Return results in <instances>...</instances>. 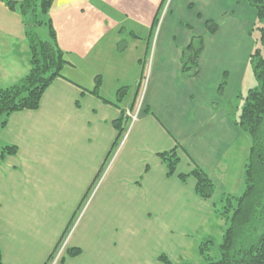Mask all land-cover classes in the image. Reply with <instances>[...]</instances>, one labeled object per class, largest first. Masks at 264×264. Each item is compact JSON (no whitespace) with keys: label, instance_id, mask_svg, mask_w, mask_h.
<instances>
[{"label":"crops","instance_id":"1","mask_svg":"<svg viewBox=\"0 0 264 264\" xmlns=\"http://www.w3.org/2000/svg\"><path fill=\"white\" fill-rule=\"evenodd\" d=\"M48 14L68 62L38 107L12 112L0 131L2 143L17 147L0 164L1 264H44L63 234L56 264H164L161 254L181 264L186 250L199 254L200 228L224 220L215 202L244 187L251 139L228 104L256 85L255 9L247 0H53ZM19 19L13 28L0 21L1 87L29 69ZM193 35L203 39L199 72L183 77L182 50ZM145 63L142 112L113 153V121L133 104ZM176 144L179 162L167 175L157 154ZM108 159L84 214L68 227ZM194 164L214 184L210 198L196 194L193 176L178 177ZM69 248L80 253L68 256Z\"/></svg>","mask_w":264,"mask_h":264},{"label":"trees","instance_id":"2","mask_svg":"<svg viewBox=\"0 0 264 264\" xmlns=\"http://www.w3.org/2000/svg\"><path fill=\"white\" fill-rule=\"evenodd\" d=\"M53 0H7L10 10L18 9L23 22L24 38L28 48L27 73L16 83L0 86V131L5 126L8 116L14 111L36 109L44 90L56 77H62V69L67 64L66 53L62 51L56 40L49 9ZM256 11L257 44L249 62L256 85L242 95L236 96V101L228 104L233 115V124L249 134L251 145L244 168V190L239 196L221 194L213 206L214 214L224 217L225 228L219 245L218 256L209 255L206 239L198 245V253L202 257L201 264H264V4L262 0H247ZM209 33L216 31L217 25L205 21ZM44 26L47 37L42 38L38 29ZM203 47L201 36H192L190 42L182 50L181 74L183 77L194 76L199 72V56ZM99 77H95V84L90 92L97 94ZM225 85L220 83L219 92ZM126 91L125 87L117 90L118 97ZM126 117L123 112L113 121L118 135L112 149L116 147L120 135L123 133ZM179 145L170 150L159 152L158 157L167 168V175L174 174L179 162L177 153ZM17 152V147L0 141V164L8 155ZM195 178V192L203 199L214 194V184L208 175L198 165L194 164L188 174H180V180L187 176ZM72 221V220H71ZM70 223L68 224V227ZM63 234L58 244L64 239ZM57 244V246H58ZM57 248V247H56ZM54 249V251L56 250ZM52 252L44 264H49ZM68 256H76L79 248L66 250ZM158 259L164 264L172 263L164 254ZM2 254L0 250V264ZM181 264H188L186 261Z\"/></svg>","mask_w":264,"mask_h":264},{"label":"rangeland","instance_id":"3","mask_svg":"<svg viewBox=\"0 0 264 264\" xmlns=\"http://www.w3.org/2000/svg\"><path fill=\"white\" fill-rule=\"evenodd\" d=\"M262 2L264 4V0H262ZM19 16H20V14H19L18 9H16V10H10V8H8V5H7V0H0V21H1V24H4L6 26H11L13 28L14 27L13 24L19 23L18 22V20L20 21ZM15 21H17V22H15ZM1 27H2V25H1ZM38 32H39V35L42 38H46L47 37V32H46V29H45L44 26L40 27L38 29ZM257 35H258V33H257ZM262 55L264 57V51L262 52ZM250 68H251V66H250ZM148 69H149V63H145V66H144V76L147 73V70ZM251 69H250V75H251L252 80H253L251 84L254 85V84H256V81H255V78H254V76H253V74L251 72ZM149 77H150V70H149ZM149 77H148V82H147L146 88L144 90L145 93H146V90H147V87H148ZM249 86L250 85H247L246 84V88H248ZM142 88H143L142 81L140 82V80H139V90H137L138 95L136 93L137 96H135L136 102H135V99H134L135 104L133 102V104L128 109V111L132 110V112L130 111L131 113L129 115H127V113L125 115L126 119H125V124H124V130H123V133L120 135V138H119V141L116 144V147L112 149V152L113 153L117 149V147L119 146L120 142L123 141L124 137L126 136L127 132L129 131L130 127L132 125H134L133 123L135 121L132 122V116H133L134 109H135L134 105H136V103L139 100L140 94L142 92ZM144 97H145V94H144ZM143 101H144V99H143ZM142 109H143V102H142L141 107H140V110H139V112L137 114V118H138L139 114L142 112ZM109 161H110V159H108V161L106 162V164L104 166H102L100 172L96 175V177L92 181V184L90 185V187L88 188V191L84 195L85 197H84L83 201L81 202L80 207L76 210L77 213H74V215L72 216V218H71L72 221L70 220V225H72V224L75 225L80 220V218L82 217V215L84 214L85 207L89 203V201L91 199V196H93V194L95 193L97 187L100 185V183L102 181L101 176L104 173V171H105V169H106L107 164L109 163ZM236 163H239V160H236ZM243 180H244V178H243ZM243 190H244V187H243V189H241V191L239 193L234 194L233 196L240 195L243 192ZM224 194H229V193H223L222 195H224ZM220 197H221V195H220ZM221 219L222 218H219V217H216L215 218L214 217L213 219H211L205 225V229H201L200 228V230L198 231V233L194 237L195 244H197V245H199V244L201 245V243H203L206 239L212 240L211 242H207V244H208V246L210 248L209 255L212 256V257H214V256L217 257L218 256L217 247L219 245V242H220L221 237H222V234H223V230L225 228V221H224L225 219L223 218L224 220H222V221H221ZM214 223H216V224H214ZM219 225H221V227ZM206 230H208V231L210 230V232L209 233L208 232L206 233ZM203 235H204V237H202ZM60 243H62L63 245L62 244L61 245H62V247H64L66 245V239H64V241L62 240ZM52 252L55 253L54 250ZM63 257L64 256L62 255V257L60 258L61 261L63 260ZM52 261L53 260H51L49 264H52L51 263ZM182 261H186L188 264H198V263L201 264L202 257L199 254H197V250L195 252L194 249L193 250L188 249V250H186L184 252V255L181 257V260L178 261L177 263H181Z\"/></svg>","mask_w":264,"mask_h":264},{"label":"built area","instance_id":"4","mask_svg":"<svg viewBox=\"0 0 264 264\" xmlns=\"http://www.w3.org/2000/svg\"><path fill=\"white\" fill-rule=\"evenodd\" d=\"M164 9H165V7H164ZM148 77H149V69L147 70V73L144 76V68H143V71H142L141 76H140V82L142 81L143 88H142V92L140 94L138 102L136 103V105H134L135 109H134V113H133V116H132V122L136 121V119H137V114H138V112L140 110L141 104H142L143 99H144L143 98L144 94H145L144 90H145L147 82H148ZM138 90H139V85H138ZM137 95H138V92H137ZM135 102H136V99H135ZM135 102H134V104H135ZM130 111L132 112V110H130ZM130 111L126 112L127 115H129L131 113ZM61 244L62 243L58 244V246H57V248L55 250V253L53 254V257L51 259V260H53L51 262L52 264H56L60 260V258L62 257V255H63V253L65 251V246L62 247L63 244L62 245Z\"/></svg>","mask_w":264,"mask_h":264}]
</instances>
